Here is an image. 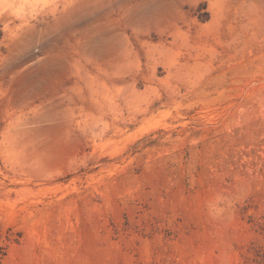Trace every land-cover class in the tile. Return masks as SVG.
Instances as JSON below:
<instances>
[{"label":"rangeland","instance_id":"rangeland-1","mask_svg":"<svg viewBox=\"0 0 264 264\" xmlns=\"http://www.w3.org/2000/svg\"><path fill=\"white\" fill-rule=\"evenodd\" d=\"M0 264H264V0H0Z\"/></svg>","mask_w":264,"mask_h":264}]
</instances>
